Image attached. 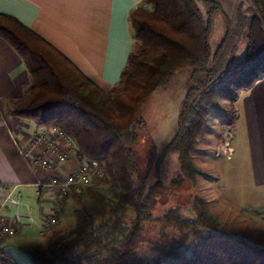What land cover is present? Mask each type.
<instances>
[{
	"label": "trees",
	"instance_id": "trees-1",
	"mask_svg": "<svg viewBox=\"0 0 264 264\" xmlns=\"http://www.w3.org/2000/svg\"><path fill=\"white\" fill-rule=\"evenodd\" d=\"M216 16L223 20V34L212 49ZM129 23L134 46L117 84L104 88L39 34L0 12V37L20 56L29 78L20 97L5 101L0 118L16 116L36 131L59 127L74 140L78 158L96 161L103 176L64 195L56 212L67 213L74 199L73 224L48 226L45 247L26 249L30 263L264 264V247L223 234L220 218L198 196L185 212L169 208L154 218L161 183L148 184L134 148L145 128L143 103L177 70L190 68L191 86L162 154L176 153L173 187L195 182L200 171L193 153L211 110L220 100L233 103L263 74L264 0H239L230 13L220 0H144L130 12ZM242 44L244 55L237 58ZM154 155L151 146L148 166ZM146 222L157 225V238L145 239ZM170 229L177 238L168 237ZM144 240L148 254L138 251Z\"/></svg>",
	"mask_w": 264,
	"mask_h": 264
},
{
	"label": "rangeland",
	"instance_id": "rangeland-1",
	"mask_svg": "<svg viewBox=\"0 0 264 264\" xmlns=\"http://www.w3.org/2000/svg\"><path fill=\"white\" fill-rule=\"evenodd\" d=\"M238 1L220 0V3L223 11L230 13ZM222 34L223 20L220 16H216L210 38L212 49L216 47ZM244 52L245 46L242 44L237 58H241ZM190 70L188 67L177 70L170 82L165 86L158 87L142 105L141 115L145 122V128L139 132V139L134 148L139 155L140 171L142 174L148 172V184L153 185L159 181L161 183L159 193L156 195L157 204L152 215L157 219L165 210L175 207H180L185 212L193 197L198 196L206 200L210 210L220 218L223 234L244 239L255 246L264 247V185L261 184L262 177L255 173L257 165L255 163V146L252 140L256 126L252 121H248V123L245 121L244 108L241 106L248 97L245 95L246 92L253 96V92L250 91L256 82L264 77V71L248 89H242L239 92L238 98L233 103L220 100L218 107L211 110L206 132L199 139L198 149L193 153L194 164L199 168L200 173L196 176L194 183L184 180L182 186L173 187L171 180L176 177L177 156L174 152L162 153L163 148L176 132L181 105L191 86ZM248 108L252 110L254 103L251 102ZM15 118L20 119L16 116ZM6 119L11 120L9 117ZM24 124L32 129L34 127L31 123L24 122ZM247 128L251 129L250 135L246 133ZM21 130L22 134L26 136L27 130ZM12 134L17 143H24L13 128ZM248 135L252 140L251 143ZM226 145H231L233 148L229 159H227V155L230 152ZM151 146L155 147V155L148 166ZM16 162L18 163V161ZM22 163L25 165L24 162ZM17 166L19 168V165ZM102 178V173L97 172L91 183ZM20 190L23 200L32 207L34 216L37 217L40 203L35 195V188L23 186L20 187ZM76 205L77 202L71 198L67 202V213L60 215L57 213L59 210L55 212L58 216L57 223L61 227L72 226L74 217L70 211ZM39 225L40 222L37 221L33 228H22L13 238L2 239L7 242L5 248L10 253L13 261L11 264H31L26 249L35 246L45 247V235L39 233ZM144 226L145 239L157 238L158 227L156 224L146 222ZM20 233L21 235H19ZM167 235L169 238L175 239L179 234L170 229L167 231ZM191 240L189 238L186 241L187 246L192 243ZM138 251L141 254L149 253L145 240L141 243Z\"/></svg>",
	"mask_w": 264,
	"mask_h": 264
},
{
	"label": "crops",
	"instance_id": "crops-1",
	"mask_svg": "<svg viewBox=\"0 0 264 264\" xmlns=\"http://www.w3.org/2000/svg\"><path fill=\"white\" fill-rule=\"evenodd\" d=\"M143 1L0 0V12L15 17L64 53L96 84L109 88L117 84L134 46L129 14ZM28 81V73L22 59L0 37V109L4 108L8 99L20 97ZM250 92H253V96L246 92L245 95L248 97L241 106L244 108L245 121L247 123L252 121L256 126L252 139L257 165L255 173L262 177L261 184L264 185V77L256 82ZM251 102L254 103L252 110L248 108ZM7 117L11 120L8 121L6 117L0 118V185L18 184L19 189L23 186L34 187L33 176L26 164L22 163L24 161L16 146L17 140L12 134V128L16 130L17 135L19 134V139L24 141L23 144L18 143L22 148H26L29 138L36 129L25 125L24 122L27 121L23 119L18 120L15 116ZM21 129L27 130L26 136L22 134ZM246 133L250 135L251 129L247 128ZM248 139L251 143L250 136ZM228 148L232 153L231 145ZM78 163L79 158L75 157L63 166L68 169ZM52 196V190L45 191L41 197L37 196L40 205L38 216L34 217L38 222L41 213L54 211ZM19 211H24V208H20ZM22 228L29 227L23 226L19 231ZM6 244L7 242L3 243L5 250Z\"/></svg>",
	"mask_w": 264,
	"mask_h": 264
},
{
	"label": "built area",
	"instance_id": "built-area-1",
	"mask_svg": "<svg viewBox=\"0 0 264 264\" xmlns=\"http://www.w3.org/2000/svg\"><path fill=\"white\" fill-rule=\"evenodd\" d=\"M16 146L33 176L32 186L36 188V195L41 197L45 191H53L54 211L41 213L39 217V233H43L48 226L57 223L58 217L55 212L64 195L73 186L90 185L93 176L98 172V164L96 161L83 158L79 159V163L73 168H65L63 166L65 163L75 157L78 158L76 144L65 131L56 126L35 131L29 138L26 148L20 147L17 141ZM230 157L231 152L227 159ZM19 186L0 185V264L13 262L3 248L2 239H11L21 227H33L37 223L32 207L24 203ZM20 208H24V211L20 212Z\"/></svg>",
	"mask_w": 264,
	"mask_h": 264
}]
</instances>
